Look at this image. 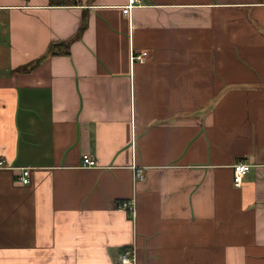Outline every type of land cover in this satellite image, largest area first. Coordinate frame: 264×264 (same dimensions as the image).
<instances>
[{"label":"crops","instance_id":"crops-1","mask_svg":"<svg viewBox=\"0 0 264 264\" xmlns=\"http://www.w3.org/2000/svg\"><path fill=\"white\" fill-rule=\"evenodd\" d=\"M127 4L0 0V264H264V0Z\"/></svg>","mask_w":264,"mask_h":264},{"label":"built area","instance_id":"built-area-1","mask_svg":"<svg viewBox=\"0 0 264 264\" xmlns=\"http://www.w3.org/2000/svg\"><path fill=\"white\" fill-rule=\"evenodd\" d=\"M142 3H143V0H128V4L123 7V13L126 15L130 14L133 8L141 6ZM147 56H148L147 52H143L140 55H135L134 53L132 59L135 61L137 60L140 62H145ZM4 164H5V161L0 160V169H8L7 167H5ZM81 165L84 168H96L98 167V162L92 156L85 154L82 156ZM251 168L252 166L244 161H240L233 166V169H234L233 180H234V185L237 188L242 187L244 179L246 175L249 173V171L251 170ZM134 170H135V179L144 180L145 178L144 169L143 168L136 169V167H134ZM20 181L25 185H29L31 183V174L28 168H22V175L20 176ZM122 206H124V208L127 209L129 214L133 217L134 221L136 222V217H137L136 202L134 200H130V201L124 202ZM119 260L121 264H136L137 244L132 243L128 247H126L123 253L121 254Z\"/></svg>","mask_w":264,"mask_h":264},{"label":"trees","instance_id":"trees-1","mask_svg":"<svg viewBox=\"0 0 264 264\" xmlns=\"http://www.w3.org/2000/svg\"><path fill=\"white\" fill-rule=\"evenodd\" d=\"M77 3V0H50V6H70V5H75ZM85 28V21L83 20L82 25L79 29L78 35L76 36V38L78 39L80 34L82 33V31ZM71 43H66V45L68 46V50L69 51V45ZM59 44H52L50 47L49 52L50 53H56V51H53L55 47H57ZM65 53H69V52H65ZM24 69H19L17 70L18 72H22Z\"/></svg>","mask_w":264,"mask_h":264},{"label":"rangeland","instance_id":"rangeland-1","mask_svg":"<svg viewBox=\"0 0 264 264\" xmlns=\"http://www.w3.org/2000/svg\"><path fill=\"white\" fill-rule=\"evenodd\" d=\"M21 183H22V182H21ZM31 183H32V182H31ZM31 183H30V184H31ZM22 184H23V183H22ZM30 184H29V185H30ZM23 185H25V184H23Z\"/></svg>","mask_w":264,"mask_h":264}]
</instances>
